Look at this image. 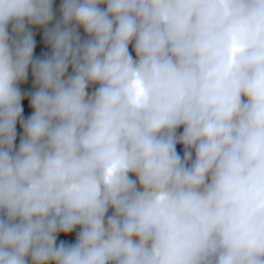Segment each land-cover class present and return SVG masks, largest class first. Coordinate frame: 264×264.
Here are the masks:
<instances>
[{
    "label": "clouds",
    "instance_id": "obj_1",
    "mask_svg": "<svg viewBox=\"0 0 264 264\" xmlns=\"http://www.w3.org/2000/svg\"><path fill=\"white\" fill-rule=\"evenodd\" d=\"M58 12L0 0V264H264V0Z\"/></svg>",
    "mask_w": 264,
    "mask_h": 264
},
{
    "label": "trees",
    "instance_id": "obj_2",
    "mask_svg": "<svg viewBox=\"0 0 264 264\" xmlns=\"http://www.w3.org/2000/svg\"><path fill=\"white\" fill-rule=\"evenodd\" d=\"M59 2H60V0H55L56 5H59ZM42 33H43V31L33 33L34 40H35L34 56L35 55H44L45 53L48 52V47L43 42ZM70 70L71 69L69 67V71ZM19 87L21 88L22 93L29 92L32 90L33 85H32V77H31L30 69L28 71L27 79L23 83H21L19 85ZM94 87H95L94 85L89 86L88 91H91ZM22 105H23V115L30 114V108L27 105V97L26 96L22 97ZM16 127H17V137H16L15 143H18L19 142V134L21 131L20 126H19V122H17ZM58 239H65V237L63 236V234H60V235H58Z\"/></svg>",
    "mask_w": 264,
    "mask_h": 264
},
{
    "label": "water",
    "instance_id": "obj_3",
    "mask_svg": "<svg viewBox=\"0 0 264 264\" xmlns=\"http://www.w3.org/2000/svg\"><path fill=\"white\" fill-rule=\"evenodd\" d=\"M53 11H54V14L56 15V16H58L59 15V12H58V10L56 9V7L54 6V3H53ZM32 27V31H33V33L34 32H40V31H43V28H38V27H36V26H31ZM78 31H80V33H81V36H82V38L84 37V33H83V29L82 28H78ZM129 49L131 50V44L129 45ZM181 129H177V132H179ZM76 231H78V227H77V229H74L73 231H72V233L71 234H69L68 236H65L64 235V237L67 239V240H71V239H73L74 238V236H75V232Z\"/></svg>",
    "mask_w": 264,
    "mask_h": 264
},
{
    "label": "flooded vegetation",
    "instance_id": "obj_4",
    "mask_svg": "<svg viewBox=\"0 0 264 264\" xmlns=\"http://www.w3.org/2000/svg\"><path fill=\"white\" fill-rule=\"evenodd\" d=\"M53 3H54V6L56 7V9L58 10V8H59V5H56V3H55V0H53ZM41 32V31H40ZM178 147H179V145H178ZM109 211H111V210H109ZM64 236V235H63ZM66 239V238H65ZM67 240V239H66Z\"/></svg>",
    "mask_w": 264,
    "mask_h": 264
}]
</instances>
